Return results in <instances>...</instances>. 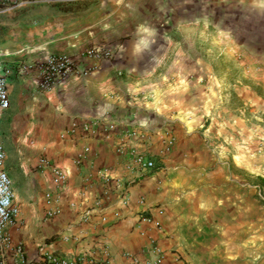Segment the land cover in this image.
<instances>
[{
    "label": "crops",
    "instance_id": "0c3cea01",
    "mask_svg": "<svg viewBox=\"0 0 264 264\" xmlns=\"http://www.w3.org/2000/svg\"><path fill=\"white\" fill-rule=\"evenodd\" d=\"M135 2L0 0L6 63L63 54L96 65L89 76L46 90L37 86L40 71H14V85L7 79L0 138L19 211L11 240L22 242L30 259L40 248L68 257L105 250L109 264H131L132 256L143 264L155 243L159 264H264V205L256 199L257 192L264 200V189L254 174L250 182L248 171L239 176L236 156L213 147L190 111L176 115L158 96L142 101L157 84L151 35L134 22ZM92 46L113 49L114 59H83ZM92 121L99 122L94 134L66 133L72 123ZM126 149L154 159L156 168L129 169ZM43 157L66 174L62 188L38 166ZM48 205L59 211L51 220L44 218Z\"/></svg>",
    "mask_w": 264,
    "mask_h": 264
},
{
    "label": "rangeland",
    "instance_id": "374dc122",
    "mask_svg": "<svg viewBox=\"0 0 264 264\" xmlns=\"http://www.w3.org/2000/svg\"><path fill=\"white\" fill-rule=\"evenodd\" d=\"M135 3L134 22L140 21V33L151 35L148 49L157 84L148 97L141 95L142 101L158 96L176 115L190 111L207 130L213 147L236 156L238 175L248 171L250 182L252 172L260 185L259 177L264 178V0ZM123 34L122 41L128 32ZM44 63L8 64L0 57L1 72L10 85L17 82L14 71L27 68L37 76ZM260 196L256 192L264 205Z\"/></svg>",
    "mask_w": 264,
    "mask_h": 264
},
{
    "label": "built area",
    "instance_id": "2783aa9c",
    "mask_svg": "<svg viewBox=\"0 0 264 264\" xmlns=\"http://www.w3.org/2000/svg\"><path fill=\"white\" fill-rule=\"evenodd\" d=\"M114 57L115 51L105 46H92L82 53L83 59L93 60L97 64L111 62ZM94 70H96V65H82L68 55L53 54L50 55L45 60L44 65L40 67V74L36 82L38 88L46 90L64 83L73 77H87ZM9 104L7 78L5 74L1 73L0 65V109H7ZM98 125V121L84 122L81 124L72 123L66 133L71 135L79 130L86 135H91L96 132ZM106 128L108 131H113L115 126L109 124ZM130 136L137 137L134 132H131ZM172 142L173 140L170 139L168 145L170 146ZM125 153L128 155L129 160L127 166L129 169L151 172L156 168L155 160L149 158L145 154L136 153L129 149H126ZM78 159L79 161H82L83 152L79 154ZM4 161L5 152L0 138V193L8 197L0 203V209H2V212H0V264H4L5 262H8V264H109L108 254L105 250L99 254H96L91 250L84 251L68 257L40 248L38 255L34 259L28 258L24 244L22 242H12L8 230L9 226L16 222L19 211L14 202L12 180L4 170ZM38 166L42 169H50L59 188H62L65 185L67 178L66 174H64L58 167L51 165L46 158H41ZM103 182L104 184H107L109 178L106 177ZM51 196V193L46 194L48 200H50ZM58 214L59 211L56 208L48 205L44 212V218L46 220H51ZM143 220L150 222V219L145 217ZM147 253L154 257L153 259H147L143 264H159L162 261L161 251L155 243L150 245ZM131 264H142V261L137 257L132 256Z\"/></svg>",
    "mask_w": 264,
    "mask_h": 264
},
{
    "label": "clouds",
    "instance_id": "9594fccd",
    "mask_svg": "<svg viewBox=\"0 0 264 264\" xmlns=\"http://www.w3.org/2000/svg\"><path fill=\"white\" fill-rule=\"evenodd\" d=\"M8 197L0 193V203L3 202V200L7 199ZM0 212H2V209H0Z\"/></svg>",
    "mask_w": 264,
    "mask_h": 264
},
{
    "label": "trees",
    "instance_id": "16d2710c",
    "mask_svg": "<svg viewBox=\"0 0 264 264\" xmlns=\"http://www.w3.org/2000/svg\"><path fill=\"white\" fill-rule=\"evenodd\" d=\"M260 180V186L264 189V178L259 177Z\"/></svg>",
    "mask_w": 264,
    "mask_h": 264
}]
</instances>
